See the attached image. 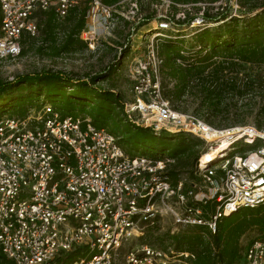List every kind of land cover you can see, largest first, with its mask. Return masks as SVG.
<instances>
[{"label":"built area","instance_id":"built-area-1","mask_svg":"<svg viewBox=\"0 0 264 264\" xmlns=\"http://www.w3.org/2000/svg\"><path fill=\"white\" fill-rule=\"evenodd\" d=\"M83 7L93 28L109 23L116 11L102 0H0V61L21 55L23 36L39 32L42 13L63 21ZM93 32L85 28L79 36L93 46ZM158 54L149 49L136 68L134 101L125 104L129 119L156 134L197 136L208 149L226 136L229 150L206 166L200 157L194 175L175 182L170 159L129 154L120 135L88 115L43 102L24 115L0 116V249L6 264H58L69 256L70 264L187 263L194 257L188 251L130 244L161 216L171 215L176 230L204 226L215 233L230 213L264 205L263 133L245 126L225 134L174 109L162 90ZM243 264H264V235L244 249Z\"/></svg>","mask_w":264,"mask_h":264},{"label":"trees","instance_id":"trees-1","mask_svg":"<svg viewBox=\"0 0 264 264\" xmlns=\"http://www.w3.org/2000/svg\"><path fill=\"white\" fill-rule=\"evenodd\" d=\"M102 1L116 7L121 2ZM219 2L222 0H172V6L176 8L186 4L197 6L196 14L204 9L202 23L216 25L200 27L188 43L185 39L164 38L160 44L165 75L174 85L168 90L167 97L171 103L186 96L199 99V109L207 112L205 121L210 125L212 116L235 114L238 121L244 120L247 114L254 111L257 116H264V0H237L235 14L225 8L229 7L228 3L225 6L223 2L217 5ZM74 14H78V19L66 34L60 54L81 40L80 32L87 26L86 7L78 9ZM41 16H46L45 23L41 25L46 37H56L59 22L55 14L45 12ZM150 18L146 16L147 20ZM194 20L195 15L180 23H191ZM32 36L25 34L23 37ZM70 83L64 77L50 73L26 75L15 81L0 79V116L10 107L15 110L24 104L23 95L14 97L15 89L24 84L37 85L40 94L45 92L52 104L64 113L74 114V111L79 110L90 116L98 127H108L110 123L120 125L121 129L113 132L122 137V144L131 155L157 159H167L169 156L180 160L185 152H193L191 145L185 144L184 149L179 151L182 145L178 139L183 134L172 135L175 139L170 144L176 142L177 145L175 150H171L166 145L165 137L156 135L152 128L133 125L126 117L122 119L117 108L123 110V104L115 91L95 89L83 83L69 92L66 86ZM15 111L19 115L27 112L20 109ZM260 117L257 120L259 129L262 123ZM179 163L170 167V176L175 182L183 174L180 171L183 164ZM252 227H258L264 234V205L243 208L222 218L215 233L204 226H194L170 235L169 238L177 251H188L194 255L187 259L189 264H243L245 247L241 239ZM71 260L72 256H69L58 264H70ZM6 263L0 249V264Z\"/></svg>","mask_w":264,"mask_h":264},{"label":"rangeland","instance_id":"rangeland-1","mask_svg":"<svg viewBox=\"0 0 264 264\" xmlns=\"http://www.w3.org/2000/svg\"><path fill=\"white\" fill-rule=\"evenodd\" d=\"M222 2L224 6L225 3L229 4V7L225 8L231 14L236 13L238 8L237 0H222ZM222 2L217 3V5ZM196 7L193 4H186L179 5L176 8L172 6V0H121L109 23L100 24L93 28V25L87 22L86 28L94 31L92 34L93 46L81 42L82 38H80L81 40L61 54L59 51L65 44V36L77 21L79 13L77 16L72 13L63 21L58 20L56 37H46L41 26L45 23L46 16H41L39 17V32L32 37L23 38L21 55L16 59L0 61V79L15 81V79L26 75L50 73L58 74L69 80L71 83L66 86L69 92L73 91L78 84L83 83H87L89 87L95 89L113 90L119 94L121 104H123V110L117 108V111L120 112L122 119L126 117L130 120L125 110V104L128 105L134 101L132 87L136 78L135 71L138 64L147 59L149 49L154 48L157 53H160V44L164 38L185 39L186 43H188L200 27L216 25L213 23L206 25L201 23V21L198 23L202 19L201 16L204 9L196 14ZM147 15L151 17L149 20L146 19ZM194 15L195 20L191 23H180ZM158 57L161 61L160 80L162 90L164 96L168 98V90L172 89L174 85L173 81H170L165 75L163 57L161 54H158ZM39 90V86L27 84L15 89L14 97L23 95L24 98H22L25 100L23 101L24 104L17 106L15 110L27 111L43 102L52 103L46 93L41 92L40 94ZM172 105L174 109L182 114L198 116L204 120L208 117L205 110L199 109V99L192 96L173 101ZM15 110L14 107H10L4 115H19L15 114L17 112ZM74 112L73 115L75 116L87 115L79 110ZM133 117L140 119L139 115ZM259 117L254 111V113L247 114L245 119L241 121L237 120L235 114L209 118L212 125L218 130L225 131L232 128L252 126L258 131L264 132V116L261 115L260 117L262 122L260 125L261 129H259V124L257 123ZM131 123L137 125L133 121ZM144 127L147 128L148 126L144 125ZM108 128L111 131L121 129L120 125L114 123H110ZM156 135L164 136L166 145L171 147V150L176 149V142L170 144L175 139L172 133L160 132ZM183 135L178 139L182 145L179 151L184 149L186 145H191L193 152H185L184 156L180 157V160L172 159L169 156L166 158H170L171 168L180 162L183 164V166H180L182 175L193 176L198 158L202 156L203 152L208 150L209 145L205 140L197 136L191 134ZM125 138L128 140L127 135H125ZM258 143L260 144L261 141H258ZM243 145L244 141L241 140L238 146L243 147ZM245 147L247 148L242 150L249 148L248 146ZM176 227L174 218L171 215L161 216L154 226H147L144 234L132 240L130 245L149 244L163 250H176L169 236L186 229L179 228L180 230H176ZM263 235L258 227H252L242 237L241 243L246 248L251 241ZM179 264L189 263L180 261Z\"/></svg>","mask_w":264,"mask_h":264},{"label":"bare ground","instance_id":"bare-ground-1","mask_svg":"<svg viewBox=\"0 0 264 264\" xmlns=\"http://www.w3.org/2000/svg\"><path fill=\"white\" fill-rule=\"evenodd\" d=\"M200 22V20L198 21V23ZM238 128H232V129H228L225 130L224 133L226 134L229 131L232 130H237ZM261 132V131H259ZM264 135V132H262ZM240 137H243V134H241ZM227 137L225 136L223 139V144L220 142L216 147H213L212 149H208L205 152H203L202 156H201V161L203 163V166H206L210 163H213L214 161L222 158L225 154V152H227L230 148V143L228 142V139H226ZM232 213H230L231 215Z\"/></svg>","mask_w":264,"mask_h":264}]
</instances>
